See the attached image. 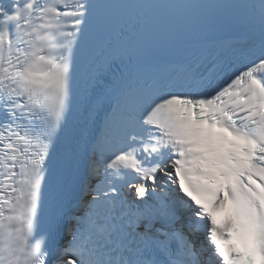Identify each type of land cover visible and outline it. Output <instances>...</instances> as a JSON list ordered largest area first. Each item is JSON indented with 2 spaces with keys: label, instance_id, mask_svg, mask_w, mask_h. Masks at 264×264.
I'll return each mask as SVG.
<instances>
[{
  "label": "snow or ice",
  "instance_id": "obj_1",
  "mask_svg": "<svg viewBox=\"0 0 264 264\" xmlns=\"http://www.w3.org/2000/svg\"><path fill=\"white\" fill-rule=\"evenodd\" d=\"M230 231L264 264V0H0V264H228Z\"/></svg>",
  "mask_w": 264,
  "mask_h": 264
}]
</instances>
